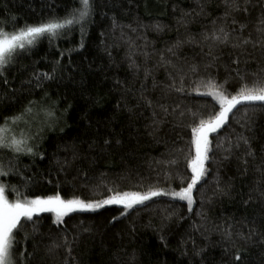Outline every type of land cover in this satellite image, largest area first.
Segmentation results:
<instances>
[{
	"label": "trees",
	"instance_id": "trees-1",
	"mask_svg": "<svg viewBox=\"0 0 264 264\" xmlns=\"http://www.w3.org/2000/svg\"><path fill=\"white\" fill-rule=\"evenodd\" d=\"M238 2L240 10L231 0H94L82 24L18 49L0 69V125L28 108L46 117L27 144L32 153L0 147L9 201L59 193L88 203L187 187L192 129L221 109L203 95L208 82L231 98L242 82L264 79V0ZM79 7L0 0V29ZM220 28L227 42L213 39ZM240 38L251 42L234 47ZM209 140L191 208L160 195L127 210H76L60 223L50 211L21 218L18 264H264V105H237Z\"/></svg>",
	"mask_w": 264,
	"mask_h": 264
},
{
	"label": "snow or ice",
	"instance_id": "snow-or-ice-1",
	"mask_svg": "<svg viewBox=\"0 0 264 264\" xmlns=\"http://www.w3.org/2000/svg\"><path fill=\"white\" fill-rule=\"evenodd\" d=\"M77 2L80 7L74 8L65 18H52L37 25H25L12 33L0 29V69L11 63L18 49L23 50L26 45H34L45 35L50 37L57 36L61 31L70 29L74 25L82 24V22L88 19L94 11V0H77ZM230 6L234 10H240L241 7L238 0H231ZM244 10L246 11L247 9L245 8ZM233 23H235V20H233ZM261 24H264V20H261ZM243 27L242 25L241 28L243 29ZM258 30L264 35V29ZM81 31L83 32V28H81ZM219 33L220 35L213 33V39L220 40L222 43L227 42L230 33L226 32L224 28H220ZM205 38L207 39V37ZM250 42V39L240 38V42L234 45V47L247 45ZM169 51H171V49ZM43 75L51 79L47 73ZM237 75H239V73H237ZM253 76L255 77V74H253ZM240 79L244 81L245 77L241 76ZM5 83H7V81H5ZM206 86L209 91L203 93V95L213 96L220 104L221 110L214 117L210 116L206 121L201 120L199 126L192 129L195 156L188 162V167H190L192 171V177L187 187H182L179 191H172L171 193L161 192L159 190H149L146 193L117 192L104 201H91L85 203V201L78 198L65 200L59 193L46 197L36 196L33 199L27 197L23 199L17 198L10 202L5 194V187L0 185V264H18V258L14 257V235L19 232L20 227H22L21 218L30 221L35 214L41 212H55L57 218L56 222L60 223L64 216L76 210H95L103 207L105 204L123 205L127 210L132 209L135 205L143 204L152 197L160 195H171L180 200H187L189 208H191L193 203V189L206 173L204 165L208 160L210 145L209 134L216 132L226 123L229 113H232L237 105L245 103L254 104L256 102H261V104L264 105V79L261 78H255L252 81L251 87L247 82H242L237 94L231 96V98L217 91L212 81H209ZM147 103L151 104V101L149 100ZM25 111L30 112L31 109L28 108L25 109ZM48 115H52V113L49 112ZM22 116L23 113L11 118H3L4 124L0 125V147L12 148L17 153H32L33 148L27 146V139L12 138L9 142L7 137V133L9 132V121H18ZM241 139L247 144L248 141L246 138L241 137ZM105 143H107V141H105ZM121 215H124V213H121ZM240 238L250 239V236L244 237L240 235ZM20 256L23 257L24 253H20ZM236 259H240L239 254H237Z\"/></svg>",
	"mask_w": 264,
	"mask_h": 264
},
{
	"label": "rangeland",
	"instance_id": "rangeland-1",
	"mask_svg": "<svg viewBox=\"0 0 264 264\" xmlns=\"http://www.w3.org/2000/svg\"><path fill=\"white\" fill-rule=\"evenodd\" d=\"M221 110V109H220ZM46 114L40 109H31L30 112H24L20 120L12 122L9 121L7 133L8 140L15 139H27V144L32 140L36 132V128L45 121ZM212 133L209 134V136ZM195 156V154H194Z\"/></svg>",
	"mask_w": 264,
	"mask_h": 264
}]
</instances>
